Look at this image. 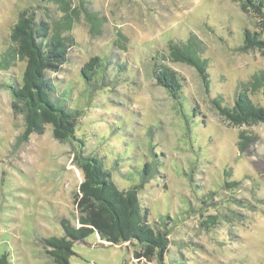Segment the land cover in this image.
<instances>
[{"label":"rangeland","instance_id":"obj_1","mask_svg":"<svg viewBox=\"0 0 264 264\" xmlns=\"http://www.w3.org/2000/svg\"><path fill=\"white\" fill-rule=\"evenodd\" d=\"M23 11L66 37L67 59L46 76L80 114L71 141L45 124L19 142L24 120L5 85L25 60L0 69V264H59L50 238L70 243L67 264H264V124L234 125L216 104L232 107L247 86L264 107V48H244L247 32L264 37V17L239 0H0V59ZM188 43L202 71L173 55ZM93 57L108 65L97 86L80 74ZM161 67L177 74L179 97L158 83ZM80 150L118 188L138 186L147 221L167 233L161 258L95 231L66 235L62 221L82 228ZM145 163L154 172L141 182Z\"/></svg>","mask_w":264,"mask_h":264},{"label":"trees","instance_id":"obj_2","mask_svg":"<svg viewBox=\"0 0 264 264\" xmlns=\"http://www.w3.org/2000/svg\"><path fill=\"white\" fill-rule=\"evenodd\" d=\"M243 11L252 9L264 17V0H239ZM12 45L1 55L0 69H6L11 57L19 56L25 60V67L20 81L13 85H5L11 96V108L24 120V130L18 137L24 142L33 134L42 132L45 124L53 126L54 135L61 140L71 141L76 130L79 110L70 108V102L63 104L57 95L64 91V85L52 81L47 71L56 70L67 59L68 42L66 37L50 34L45 22L36 21L32 14L23 11L11 32ZM194 43L172 45L173 55L185 59L201 71L203 60L198 58ZM244 48H264V37L259 33L247 32L244 36ZM108 65L100 57L91 58L80 70L86 81H93L95 86L97 75L103 80ZM122 71V65H117ZM158 83L165 87L174 98L179 97L180 83L177 74L166 67L156 71ZM97 79V80H96ZM257 82L264 86L256 76ZM247 86L240 89L232 107H223L217 102L219 112L234 125L264 124V107L256 105L247 94ZM65 101V100H64ZM71 101V100H70ZM76 164L83 172V181L78 188V220L82 228L73 229L66 221H62L67 236L74 239L84 238L95 231L103 240L112 243H138L143 253L162 252L168 245L167 233L154 229L149 222L147 209L141 207L137 191L138 186L118 188L111 179V174L103 165L101 158L84 154L81 150L75 154ZM150 163L142 168L141 182L153 175ZM49 245L58 253L55 261L68 263L70 243L64 238H50ZM53 251V252H54Z\"/></svg>","mask_w":264,"mask_h":264}]
</instances>
